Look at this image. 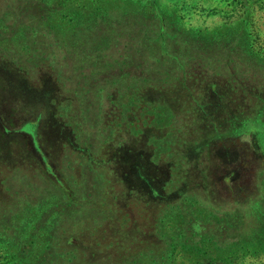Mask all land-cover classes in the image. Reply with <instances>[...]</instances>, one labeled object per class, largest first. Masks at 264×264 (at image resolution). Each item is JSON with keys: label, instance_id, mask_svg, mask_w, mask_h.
<instances>
[{"label": "rangeland", "instance_id": "rangeland-1", "mask_svg": "<svg viewBox=\"0 0 264 264\" xmlns=\"http://www.w3.org/2000/svg\"><path fill=\"white\" fill-rule=\"evenodd\" d=\"M230 57L264 78V0H0V150L19 147L23 158L0 167V264H264L263 79L236 81V92L219 76L204 84L201 120L217 114L208 131L228 136L182 146L183 180L142 138L107 136L126 116L155 131L168 101L182 114L203 65L220 75L214 67ZM39 80L56 86L51 102L28 88ZM61 101L77 128L68 111L56 116ZM230 108L243 114L231 124ZM64 131L87 154L69 153ZM115 144L124 169L144 166L140 196L164 206L153 216L128 204L139 196L100 162Z\"/></svg>", "mask_w": 264, "mask_h": 264}, {"label": "trees", "instance_id": "trees-1", "mask_svg": "<svg viewBox=\"0 0 264 264\" xmlns=\"http://www.w3.org/2000/svg\"><path fill=\"white\" fill-rule=\"evenodd\" d=\"M204 61H206V60L204 59ZM234 63H236V62H235V58H233V57H230V59L223 60L222 62L218 63L214 67V71H217L215 73L220 74V75H214L213 73L208 72L206 69V66H205L206 64L203 65L202 72L204 74L200 75L201 77H199V79H197L198 82L196 83L197 84L196 88H197V90H199V97L193 96V94L186 92L187 97L191 101H189V104L183 108L184 110H183L182 114H177L178 112H175V110L172 109V107L170 105L171 103L169 101L168 102L170 104L168 102H165V105L168 107L167 108V117L168 118H164L162 115L161 119L156 121V123L160 124V126L155 128V131H152V129L148 127V124L146 123V121H143L142 119H137V118L136 119L129 118L128 116H126L124 120L120 121V123L113 122L114 126H112L111 129L107 132L108 138H111V139L126 138L129 141L142 138L150 146V149L152 152L151 155L154 158V161L160 162V165L163 166V169L167 173L169 172L168 167L170 166V164L171 163H177V169H176L177 173H175L176 178L178 180H183L182 179L183 176L184 177L186 176L185 172H184V169L186 168L185 165L190 160V157L186 156V153L184 151H182L181 147L186 145L187 143H190V142L193 143V142L199 141L203 137H208V136H211L214 134H218L219 136H221V134L224 133V132H220V131H208V129H210V127H212L214 125L213 122H215V119L219 117L217 114L212 118H206L208 122H203L201 119H204V117L199 115V113L197 111V109H198V106L196 104L198 102L197 99L201 100V98L204 96V93H205L203 90L204 84L207 85V82L211 79L212 75H213V77H212L210 82H212L214 76H219L218 78L229 79V81L231 83V91L236 92L240 89L239 87H241L240 85L237 84V82H241L244 80L246 81L249 79L250 80L260 79V81L262 79L264 80V78H262L260 73H257V72H255V70H253V67H251L249 65H248L249 67H243L242 65H246V64H240L241 65L240 66V65H237L238 63H236V64H234ZM232 64H234V65H232ZM204 66H205V68H204ZM258 68L264 71V67H262V65H260V67H258ZM40 80H39V82H40ZM28 82L32 86V87L28 86L29 89H33V90L37 89L36 92H40V91L46 92L49 95L48 101H50V102L53 98V95H56V94H54L55 93L54 90L50 89V86H52V88L56 87V86H54L53 83L51 85H47L48 83L46 84V81L40 82V83H36V82L32 83L31 81H28ZM44 84L46 85V87H44V86L42 87V85H44ZM183 88L188 90V88L186 86ZM51 91H52V93H51ZM168 94L173 96L174 95L173 90L169 91ZM251 97H253V96H251ZM252 99L255 100V102H256L255 98H252ZM252 99L250 98L251 101H252ZM194 101H196V102H194ZM192 103L195 104L194 105L195 107H192ZM57 110L59 112H62V115L56 114L58 111H55L54 109L52 112L55 113L56 116L61 118L62 120H63V116H64L63 112H65V110H66V112L68 111L70 113V115L67 116V118H65V119H68L69 125H73L74 128H77L76 125L78 122H76L75 118H74V120H72V117H71V116H73V114L70 112V104L65 105L63 103V101H61L60 104H58V106H57ZM229 110L231 111L230 116H228L229 117V120H228L229 124H231V120H232V119H230V117L234 118V117H238V116L240 117L243 115L241 110H236L233 108L232 109L230 108ZM196 113H198L199 120H198ZM235 113H237V114H235ZM234 114L238 115V116H235ZM179 116H186L187 118H189V119L186 118V122H188V123L190 122L192 125L195 126L193 131H189V130L185 129L186 126L182 125V121H181L182 119L179 120V118H180ZM257 117L259 119L262 118L261 116H257ZM241 118H243V117H241ZM241 118H239V119H241ZM73 122H75V124ZM199 122L204 124V126H200ZM218 123H220V122H218ZM65 126L69 127L66 123H65ZM205 127H207V128L205 129ZM167 128H168V130H167ZM217 129H218V127H217ZM76 130L77 129H75V130L73 129L72 131H76ZM201 130L203 131V133H199L197 135L196 132L201 131ZM72 131H70L69 133H68V131L63 132V138L65 139L64 143L67 146V151L69 153H71V152L76 153L77 150H79V153L87 154L86 151L80 150V149L74 147L73 141L66 139V137L69 135L73 136ZM226 131H238V129L234 130V128H233V130L227 129ZM57 132L58 131H56L55 134H57ZM65 133H68L69 135L66 134V137H65V135H64ZM242 133H244V132L241 131L239 133V135H241ZM223 135L225 137L228 136L226 134H223ZM63 138L59 137L60 142L62 140H64ZM7 142H8V146H9L10 145L9 139L7 140ZM122 142H126V141L121 140V143ZM158 142L160 144L165 143V145H166L165 150L161 149L162 147L159 144H157ZM121 143H118V144H121ZM111 144H113V143H111ZM14 145H15V143H14ZM106 147H107L105 150L106 156L104 157V160L103 159L100 160L102 165L104 167L108 168L109 165H106V164L108 162H111L112 164H110V165H111V168L113 170L112 176L113 175L115 176V174H116V177H113V178H115V180H118L120 182V184H122L123 186L125 185V187H126L125 193L131 192V194L135 193L139 196V198L137 197L138 199H134L133 201L130 200L129 197L125 198L127 200H130V202L128 204H132V206H134V207H140V209L143 213H147L148 215L153 216V214H155L157 210H160L161 207H164V206L159 205L158 203H154L153 201L148 202L146 198H141L140 192L138 191L137 188H138V186L144 184L143 182H141V176L143 175V173L140 172V169L144 168V166L137 164V162L135 163L133 161L132 162L130 161L128 163V167L126 169H124L119 162L114 160L115 159L114 153H117L116 151H117V148L119 147V145H116V144L114 146L113 145H110V146L106 145ZM1 151H3V150H0V167L7 168L8 166H10L9 163H11V162H13V163L14 162H20V163L23 162V158H21L22 149H19V147L11 148V146H10L9 147V153L6 151H3V152L8 153V155L6 156L5 159H3V157H2L4 155H3V152H1ZM202 152H200L199 155L197 156V159H196L197 161H200L202 159ZM8 157L11 158L9 161H7ZM131 175L133 176V184L135 185V187H133V185L129 183V178L131 177ZM169 175H170V173H169ZM188 179L189 178L184 179V180H188ZM181 185L182 184L180 183L177 185V187L181 186ZM183 185H185V184L183 183ZM190 187L191 188H187L185 190V194H190V192L192 190L194 191L195 186L193 187L191 185ZM153 191H154V194H156V195L158 192L163 191L161 180L159 182H157L156 189L155 190L153 189ZM185 194H183V195L179 194L180 197L178 199L182 198V196H184ZM123 211H124V209H123ZM156 221L157 220H155V219L153 220V218H152V220L149 222V225H151V228L152 227L155 228V222ZM133 234H135L137 236V233H134V231L128 232V236L132 235V237H133ZM143 236L144 235H141L138 238L144 239ZM155 245H157V244H155ZM64 263L65 264H73V263H70V260H69V262H68V260H63V261L59 262L56 259L54 262V264H64Z\"/></svg>", "mask_w": 264, "mask_h": 264}]
</instances>
